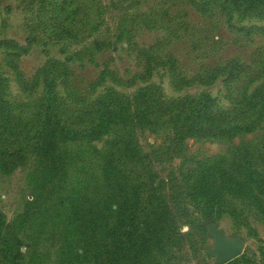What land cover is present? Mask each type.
<instances>
[{"label":"trees","instance_id":"obj_1","mask_svg":"<svg viewBox=\"0 0 264 264\" xmlns=\"http://www.w3.org/2000/svg\"><path fill=\"white\" fill-rule=\"evenodd\" d=\"M191 1L203 10L264 15V0ZM103 8L101 0H35L26 7L33 14L23 43L13 42L10 55L26 52L39 37L79 42L91 36ZM120 39L128 43L123 30L113 38H93L69 55L92 59ZM224 69L204 66V80ZM233 69L236 62L230 61L228 73ZM40 74L42 93L23 124L12 120L0 93V171H11L30 155L37 161L38 182L23 211L49 218L62 258L44 264H175L201 247L193 229L204 233L223 213L253 235L250 216L264 225V81L252 90L247 106L228 116L211 111L206 94L164 101L156 85L131 96L105 93L74 108L56 91L65 64L50 59ZM194 78L202 81L200 73ZM2 83L0 77V88ZM255 130L258 137H244ZM143 131L160 139L143 144L138 136ZM188 137L227 145L191 159ZM235 137L239 140L232 142ZM175 158L181 161L173 163ZM18 227L0 210V264H32L20 249L25 244Z\"/></svg>","mask_w":264,"mask_h":264},{"label":"rangeland","instance_id":"obj_2","mask_svg":"<svg viewBox=\"0 0 264 264\" xmlns=\"http://www.w3.org/2000/svg\"><path fill=\"white\" fill-rule=\"evenodd\" d=\"M101 2L104 11L99 15L98 30L91 36L79 42L39 37L26 52L10 55L13 42L23 43L25 24L33 14L26 7L34 6L35 0H0V77L3 78L0 93L12 120L23 124L34 112L42 93L40 68L50 59L66 66L65 79L56 83V91L74 108L85 107L105 93L131 96L144 87L156 85L164 101L206 94L211 111L232 116L250 103V93L264 81V15L203 10L191 0ZM232 25L250 28L239 30ZM202 28L206 32L200 31ZM121 30L128 34L127 44L122 39L116 40L94 53L92 59H75L69 55V51L93 38H113L114 32ZM43 39L45 43L41 42ZM66 56L70 58L65 61ZM230 61L236 62V69L228 73ZM204 66L225 69L213 79L204 80L207 78ZM198 73L202 81L194 78ZM259 135L260 130H255L244 137L253 139ZM138 136L143 144L160 139L146 131ZM238 140L235 137L232 142ZM185 142L187 157L191 159L222 152L227 145L216 138L188 137ZM100 144L101 141L96 142ZM180 161L175 158L173 163ZM36 166V159L30 155L11 171H0V210L17 227L20 225L18 234L25 244V249L24 245L20 249L25 250L27 262H62L57 228L46 215L35 210L28 214L23 211L25 200L31 199L30 189L38 182ZM249 222L255 235L243 225L233 226L225 213L210 223L213 230L224 234L227 242L240 244L237 259L220 263L212 252L213 231L206 229L203 233L194 228V238L201 247L191 251L185 260L174 263L264 264V225L253 216ZM62 237L66 238L67 234Z\"/></svg>","mask_w":264,"mask_h":264},{"label":"water","instance_id":"obj_3","mask_svg":"<svg viewBox=\"0 0 264 264\" xmlns=\"http://www.w3.org/2000/svg\"><path fill=\"white\" fill-rule=\"evenodd\" d=\"M183 228H185V226ZM208 228L210 231H213L214 235L215 246L212 252L217 256L220 263L231 260L240 253V244L238 242H227L223 233L213 230L210 224Z\"/></svg>","mask_w":264,"mask_h":264}]
</instances>
